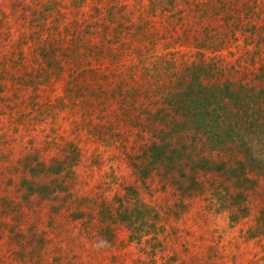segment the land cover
Returning a JSON list of instances; mask_svg holds the SVG:
<instances>
[{"label":"trees","instance_id":"trees-1","mask_svg":"<svg viewBox=\"0 0 264 264\" xmlns=\"http://www.w3.org/2000/svg\"><path fill=\"white\" fill-rule=\"evenodd\" d=\"M9 4L10 11L0 8V239L9 240L0 264H86L81 239L114 250L121 228L131 242L145 235L159 246L164 218L139 202L143 187L171 195L182 209L213 190L218 200L233 199L217 211L238 206L234 221L255 212L245 193L264 179V0ZM158 43L166 51L160 57ZM64 111L77 112L86 128L94 114L103 120L90 132L123 150L137 178L103 202L107 210L91 207L99 193L83 199L57 187L74 181L67 156L44 173L59 177L56 189L34 178L44 166L31 153L37 127ZM11 189L28 199L24 207L6 196ZM56 220L75 224L66 244L53 233Z\"/></svg>","mask_w":264,"mask_h":264},{"label":"rangeland","instance_id":"rangeland-1","mask_svg":"<svg viewBox=\"0 0 264 264\" xmlns=\"http://www.w3.org/2000/svg\"><path fill=\"white\" fill-rule=\"evenodd\" d=\"M9 2L10 0H0V8L10 11ZM178 47L172 50V53L177 55ZM164 48V43H160L157 57L166 53ZM68 114H70L68 111H64L56 117V121L51 119L52 121L48 120L38 125L35 133L37 144L31 153H34L44 166L40 168L43 172L36 174L34 178L38 185L56 189L54 180L59 177L50 173L54 172V169L57 171L56 166L67 156L74 181L67 179L64 183L59 182L57 187L79 194L83 199L99 193L102 199L92 202L91 207L107 210L103 202L112 201L117 195L123 194L125 186L133 184L137 178L133 176L132 168L123 156V150L102 144V141L99 142L100 139L90 132L95 130L100 122L104 124L103 120L100 121L94 114L90 119L91 127L86 128L82 125L77 112L74 116ZM45 140L49 142L47 146ZM133 145L131 142L130 146ZM68 146L72 147L68 149ZM17 151L20 153L21 150ZM76 153L78 158L75 159ZM48 169L50 173L44 174ZM32 179L33 174L25 175V180ZM255 180L256 186L245 193L248 195L247 202L250 201L255 212L251 213V216L247 213L246 217L238 221L231 219L232 215L235 217L237 214V205L224 206L221 211L216 210L220 204L227 205L233 199L230 200L227 196L218 200L213 190H210L209 195L186 201V207L182 209L178 207L180 202L171 195L150 193L143 187L137 194L139 202L159 210L164 218L160 224L164 227V233L159 235L160 245H156L158 241L151 244L145 235L139 244L131 242L130 230L121 228L115 239L117 244L114 250L108 244L97 247L89 242L85 244L81 239L80 242L84 244L85 249L78 250V253L84 255L86 264H112L110 259L113 255L119 257L114 264H264V236L260 233L258 222L259 213L264 209V179L256 177ZM19 182L20 179H17L16 184ZM157 187L158 184H154L151 188ZM49 195H45L44 198L46 197V200L54 198ZM6 196L15 200L21 207L28 202V199H24L15 189L7 191ZM61 196H64L62 192ZM54 201L55 205L69 203L61 201L58 197L54 198ZM42 205L39 204L37 207L40 208ZM44 220L45 223L49 222V219ZM58 221V228H54L53 233L60 234L59 240L62 239L66 244L65 231L71 230V234L75 233L72 230L75 224L71 221L60 220L59 223ZM38 222L45 225L43 219ZM49 228L53 229V225L46 226L43 230L48 232ZM8 243L7 237L0 239V253L8 249ZM0 258L4 260L3 256Z\"/></svg>","mask_w":264,"mask_h":264}]
</instances>
